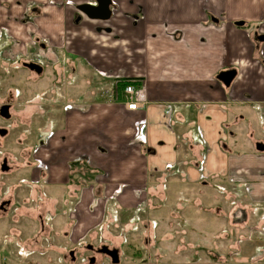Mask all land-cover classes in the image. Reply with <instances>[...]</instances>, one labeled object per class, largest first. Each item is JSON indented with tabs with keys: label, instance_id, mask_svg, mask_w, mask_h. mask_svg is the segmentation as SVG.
<instances>
[{
	"label": "crops",
	"instance_id": "crops-1",
	"mask_svg": "<svg viewBox=\"0 0 264 264\" xmlns=\"http://www.w3.org/2000/svg\"><path fill=\"white\" fill-rule=\"evenodd\" d=\"M63 1L67 5L61 8L32 6L31 14L51 12L39 18L49 32L69 27L61 32L65 52L84 62L73 61L69 71L89 75L92 84L103 83L102 92H112L118 80H136V99L143 103L133 111L124 96L86 98L65 113L60 132L66 169L71 175L74 167H84L94 181L79 191L84 210L79 229L87 232L100 224L98 195L128 185L118 200L137 201L135 189L147 187L158 202L145 206L151 203L159 211L165 208L162 197L180 198L175 208L192 218L185 222L195 233L224 228L222 245L209 251L198 245L195 264H246L245 251L264 248V240L248 241L252 230L247 226L253 205L251 212L264 219V150L257 149L264 144V42L256 39L264 34V0H116L119 7L115 2L116 11L107 19L78 13L75 5L87 0H74V6ZM11 2L19 7L18 0H1ZM6 41L7 33L0 31L1 46ZM229 69L237 76L227 87L217 75ZM5 202L4 207L11 204ZM135 205L123 203L125 209ZM233 231H239L240 241L232 242ZM0 264L25 263L0 259Z\"/></svg>",
	"mask_w": 264,
	"mask_h": 264
},
{
	"label": "rangeland",
	"instance_id": "rangeland-1",
	"mask_svg": "<svg viewBox=\"0 0 264 264\" xmlns=\"http://www.w3.org/2000/svg\"><path fill=\"white\" fill-rule=\"evenodd\" d=\"M113 1L118 4L119 0ZM68 2L75 5L74 0ZM63 5H67L63 0H18L19 7H14V2L2 4L0 0L4 13L0 31L7 33L4 46L0 43V109L10 104L11 114L9 119L0 115V128L8 131L6 135L0 134V207L5 201L11 202L5 210L0 208V227L3 226L0 232L4 231L0 235V259L25 264H74L75 261L85 264L94 255L85 249L89 244L95 249L104 245L118 249L120 261L117 264H195L200 259L195 254L198 245H204L208 251L214 250L215 245H222L224 228L221 232L195 233L192 223L185 222L192 218L181 216L183 209L175 208L181 204L180 198L162 197L165 208L159 211L151 203L145 206L149 200L158 202V199L150 198L147 187L135 189L132 198L136 196L137 201L118 200V192L123 193L131 187L128 185L116 186L113 194L114 189L98 195L96 203L103 205L100 224L87 232L82 231V227L79 229L84 218V210L79 208V191L94 181L88 180L84 167H74L71 175V169H66L60 132L64 128L65 113H69L70 105L78 108L75 104L86 98L121 99L124 86L119 81L124 79L115 82L110 88L112 92H102L104 87L100 84L103 83L92 84L89 75L77 77L69 71L73 61L84 64L65 52V35L61 32L68 31L69 27L58 26L49 32L44 30L47 27L39 25V18L49 11L31 14L32 6L42 9ZM60 18L62 20L63 15ZM71 34L70 31L66 35ZM42 43L47 47L41 48ZM32 61L43 66L42 74L24 67L25 62ZM181 139L184 144V138ZM4 159H7L8 171H2ZM66 179L69 181L67 186L63 184ZM132 202H136L134 208H124L123 203ZM191 204L189 208L193 210ZM57 209L61 212L57 213ZM250 209L247 226L251 227L252 234L249 233L248 241L264 240V233L256 232L264 230V219L251 212L256 211L254 205ZM157 218L162 221L156 222ZM183 230L184 234L181 233ZM241 235L242 238L246 234ZM231 240L240 241L239 231L232 232ZM181 246L184 248L180 249ZM70 251H74L77 260H71ZM160 251L162 258H157ZM244 256L247 257L246 264H262L264 248L249 249ZM95 258L96 264H115L106 254H96Z\"/></svg>",
	"mask_w": 264,
	"mask_h": 264
},
{
	"label": "water",
	"instance_id": "water-1",
	"mask_svg": "<svg viewBox=\"0 0 264 264\" xmlns=\"http://www.w3.org/2000/svg\"><path fill=\"white\" fill-rule=\"evenodd\" d=\"M110 2L111 0H104V4L102 6H98V8H95V6H92L90 4H85L83 5L80 9L82 11H84L89 17L91 18H102V19H107L110 17ZM93 9H98L100 12L99 13H94L95 11ZM237 25H242L243 22H237ZM256 39L264 42V34H256ZM26 67H28L30 70L32 71H36L38 74H41L43 71V66L39 65L37 63H25L24 64ZM237 76V70L235 69H229L226 71H222L217 75V79L220 80L225 86L229 87L231 85V83L233 82V80L236 78ZM0 115L4 118L9 119L11 117L10 114V104H5L1 107L0 109ZM7 130L6 129H2L0 128V134L6 135L7 134ZM257 149L263 151L264 150V144L262 143H258L257 144ZM2 171H8L9 170V166L7 165V159H4L3 164H2ZM8 203V202H4L2 203L3 205H1V207L3 208L4 205ZM100 252L107 254L111 259L112 262L117 264L120 261L119 258V250L118 249H109L108 247H103L102 250H100ZM96 262V258L92 257L89 261V264H95Z\"/></svg>",
	"mask_w": 264,
	"mask_h": 264
},
{
	"label": "flooded vegetation",
	"instance_id": "flooded-vegetation-1",
	"mask_svg": "<svg viewBox=\"0 0 264 264\" xmlns=\"http://www.w3.org/2000/svg\"><path fill=\"white\" fill-rule=\"evenodd\" d=\"M86 3L87 4H90V5H92V6H95V8H98V6H102L103 4H104V0H87L86 1ZM86 3H83V4H79L78 6H76L75 5V8H76V10H77V12L78 13H80V8L83 6V5H85ZM112 9L113 10H115L116 8L114 7V2L111 0V2H110V10H111V14H114V11H112ZM95 12L94 13H99L100 11L98 10V9H93ZM38 10H35V12H37ZM116 11V10H115ZM33 63H37V64H39V62H37V61H32ZM25 63H27V62H25ZM24 63V64H25ZM28 63H31V62H28ZM40 65V64H39ZM24 67H26L25 65H24ZM26 68H28V67H26ZM29 69V68H28ZM30 70V69H29ZM32 71V70H31ZM34 72H36V71H34ZM37 73V72H36ZM3 209L5 210L6 208L5 207H3ZM106 245H104V246H102V247H99V248H94L92 245H87L86 246V250L87 251H89L90 253H92V254H94V255H92V256H90L89 258H88V263H85V264H89V261H90V259L92 258V257H95V255L96 254H105V253H102V252H100V250H102L103 249V247H105ZM106 247H108V246H106ZM109 248V247H108ZM70 258H71V260L72 261H75V260H77L78 258H76L75 257V254H74V251H70ZM107 255V254H106ZM108 256V255H107ZM119 258H120V255H119ZM76 262V261H75ZM74 262V264H76ZM97 263V259H96V262H95V264Z\"/></svg>",
	"mask_w": 264,
	"mask_h": 264
},
{
	"label": "built area",
	"instance_id": "built-area-1",
	"mask_svg": "<svg viewBox=\"0 0 264 264\" xmlns=\"http://www.w3.org/2000/svg\"><path fill=\"white\" fill-rule=\"evenodd\" d=\"M136 80H130V81H123L122 85L124 86L123 88V96L125 97L126 101V106L128 110H138L143 107V103L139 102L136 99V94H137V89H136ZM120 83V82H119Z\"/></svg>",
	"mask_w": 264,
	"mask_h": 264
},
{
	"label": "trees",
	"instance_id": "trees-1",
	"mask_svg": "<svg viewBox=\"0 0 264 264\" xmlns=\"http://www.w3.org/2000/svg\"><path fill=\"white\" fill-rule=\"evenodd\" d=\"M88 177H89V179L91 180L92 176H91L90 172H88ZM90 177H91V178H90Z\"/></svg>",
	"mask_w": 264,
	"mask_h": 264
}]
</instances>
